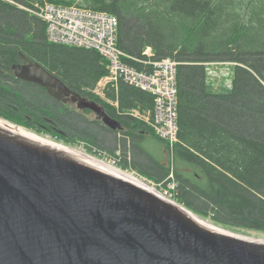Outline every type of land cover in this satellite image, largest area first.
<instances>
[{
  "label": "trees",
  "instance_id": "trees-1",
  "mask_svg": "<svg viewBox=\"0 0 264 264\" xmlns=\"http://www.w3.org/2000/svg\"><path fill=\"white\" fill-rule=\"evenodd\" d=\"M16 1L108 11L118 18V45L126 52L141 57L150 46L156 57L173 56L181 62L178 141L171 165L150 158L140 139L153 137L168 148L167 142L141 121L117 111L150 109L153 95L119 82L116 90H105L118 108L109 104L92 92L107 72L99 53L50 43L41 19L6 0H0L2 118L66 145L79 141L68 138L59 123V115L70 108L56 106L38 87L18 85L13 79L11 66L27 56L120 122V129L103 126L129 137L132 163L141 174L159 180L172 170L178 182L177 202L216 225L264 231V0ZM226 61L231 63L232 81L217 84L204 63ZM52 107L57 113L45 115ZM85 142L92 146L90 140ZM141 157L144 163L136 159Z\"/></svg>",
  "mask_w": 264,
  "mask_h": 264
},
{
  "label": "water",
  "instance_id": "water-1",
  "mask_svg": "<svg viewBox=\"0 0 264 264\" xmlns=\"http://www.w3.org/2000/svg\"><path fill=\"white\" fill-rule=\"evenodd\" d=\"M11 67L54 99L70 93L39 62ZM72 99L121 128L100 103ZM0 264H264V234L216 225L95 156L0 119Z\"/></svg>",
  "mask_w": 264,
  "mask_h": 264
},
{
  "label": "built area",
  "instance_id": "built-area-1",
  "mask_svg": "<svg viewBox=\"0 0 264 264\" xmlns=\"http://www.w3.org/2000/svg\"><path fill=\"white\" fill-rule=\"evenodd\" d=\"M17 8L41 19L45 24L46 39L53 44L94 50L106 61L107 72L98 80L92 92L118 108L117 101L106 98L107 88L117 89L119 82L133 85L153 95L150 109L131 107L119 114H126L144 123L155 135L165 140L172 152L178 141L177 111V68L180 62L173 56L158 58L152 48L146 46L142 56H134L118 45V18L104 10L45 1L42 4L26 5L16 0H6ZM140 64L138 67L135 64ZM66 145V144H65ZM95 156L142 181L172 200L178 189V182L172 170L161 179L140 174L129 164L122 165L128 154L118 148L114 152H101L85 141L68 145ZM83 147L85 150L81 149ZM98 152V153H97ZM89 154V153H88ZM97 154V155H96ZM101 156V157H99ZM130 159L128 160V162Z\"/></svg>",
  "mask_w": 264,
  "mask_h": 264
},
{
  "label": "rangeland",
  "instance_id": "rangeland-1",
  "mask_svg": "<svg viewBox=\"0 0 264 264\" xmlns=\"http://www.w3.org/2000/svg\"><path fill=\"white\" fill-rule=\"evenodd\" d=\"M204 64L205 66H207L208 75L218 80L216 81L217 84L221 82V83L230 85V82L232 81V77H233V74L230 71V65H231L230 62H227V61L226 62H207ZM25 96L28 97V95L26 94ZM59 116H60V119H59L60 126L64 130V133H66V136L68 138H72V139L74 138L77 140L79 139V141L90 140L92 143V146L96 148L97 151H101V152L104 151V152L112 153L116 149L120 148L121 152L125 153L126 155L128 154L129 156L130 161L128 162L129 159L126 160V164H129L131 168L136 169V171H138V169L134 167L132 163L133 162V150H132V144L130 142V139L126 138V135L117 133L116 131L110 130L107 127L103 126V123L101 122V120L97 119L93 112L81 111L76 106H70V110L68 112L61 113V115ZM0 118L2 117L0 116ZM4 120L12 124H16L7 119H4ZM49 122L51 121L49 120ZM16 125L23 127L20 124H16ZM42 136L55 140L52 137H50V135H42ZM57 142L64 144V142H61V141H57ZM139 145L149 154L150 158H155L158 160L160 159V161L167 163L168 165L172 164L171 160L173 161V157H171V151L167 148V146L164 147L162 142H159L153 137H150V138L146 137V138H142L139 140ZM81 149L85 150L83 147H81ZM89 149L92 150L91 148H88L85 151L89 154L91 153L94 155L95 153L89 151ZM136 159L138 162L144 163V159L142 157L136 158ZM175 201L177 202V200ZM202 218L210 220L208 217H202ZM235 228H238V227H235ZM239 229L264 234V231H255V230L246 229V228L245 229L239 228Z\"/></svg>",
  "mask_w": 264,
  "mask_h": 264
},
{
  "label": "flooded vegetation",
  "instance_id": "flooded-vegetation-1",
  "mask_svg": "<svg viewBox=\"0 0 264 264\" xmlns=\"http://www.w3.org/2000/svg\"><path fill=\"white\" fill-rule=\"evenodd\" d=\"M27 57V56H26ZM28 58V57H27ZM28 62H34V61H31L29 58L26 60L24 58V55H22L21 59L17 62V63H20V64H26ZM41 64V63H40ZM42 65V64H41ZM43 66V65H42ZM44 67V66H43ZM45 68V67H44ZM12 72H14L13 68H12ZM13 79L14 80H17V84L18 85H21V84H30V85H33L35 87H38L44 94V96H46L47 100H51L52 102L56 103V106H63V107H67V108H70V106H76V101H73L72 99V95L73 94H76L78 95L79 97H82V98H85V99H90L88 96H82L80 94H77L75 92H73L68 86V88L70 89V93L69 95H65L62 99H54L52 98L51 96L48 95L47 91L45 90V88H43L42 86L36 84V83H33V82H29V81H24V80H21V79H17L14 77L13 75ZM16 90H19L17 87L15 88ZM92 100V99H91ZM55 106V105H53ZM77 107V106H76ZM50 111H48V113H45V115H51V114H56L57 111L55 112V110L53 109V107L51 109H49ZM81 111H86V112H92L88 109H80ZM96 116V115H95ZM97 118V116H96ZM99 119V118H97Z\"/></svg>",
  "mask_w": 264,
  "mask_h": 264
},
{
  "label": "bare ground",
  "instance_id": "bare-ground-1",
  "mask_svg": "<svg viewBox=\"0 0 264 264\" xmlns=\"http://www.w3.org/2000/svg\"><path fill=\"white\" fill-rule=\"evenodd\" d=\"M1 120H3V121H6V120H4V119H2V118H0ZM6 122H8V121H6ZM8 123H10V122H8ZM12 124V123H11ZM13 125H16V124H13ZM16 126H18V127H21V126H19V125H16ZM21 128H23V127H21ZM23 129H26V128H23ZM26 130H29V129H26ZM29 131H31V130H29ZM31 132H33V131H31ZM34 133H36V132H34ZM37 134V133H36ZM188 209V208H187ZM189 210V209H188ZM189 211H191V210H189ZM192 212V211H191ZM194 213V212H193ZM195 214V213H194Z\"/></svg>",
  "mask_w": 264,
  "mask_h": 264
},
{
  "label": "crops",
  "instance_id": "crops-1",
  "mask_svg": "<svg viewBox=\"0 0 264 264\" xmlns=\"http://www.w3.org/2000/svg\"><path fill=\"white\" fill-rule=\"evenodd\" d=\"M126 138H128V139H129V137H128V136H126Z\"/></svg>",
  "mask_w": 264,
  "mask_h": 264
}]
</instances>
